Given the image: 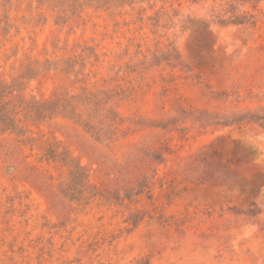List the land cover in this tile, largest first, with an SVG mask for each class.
Segmentation results:
<instances>
[{"label": "rangeland", "instance_id": "obj_1", "mask_svg": "<svg viewBox=\"0 0 264 264\" xmlns=\"http://www.w3.org/2000/svg\"><path fill=\"white\" fill-rule=\"evenodd\" d=\"M0 84V264H264V0H0Z\"/></svg>", "mask_w": 264, "mask_h": 264}, {"label": "trees", "instance_id": "obj_2", "mask_svg": "<svg viewBox=\"0 0 264 264\" xmlns=\"http://www.w3.org/2000/svg\"><path fill=\"white\" fill-rule=\"evenodd\" d=\"M246 1H252V0H246ZM1 85V84H0ZM2 90L0 91V123L4 127V129H17V122L14 116V109L10 108L9 103L10 101H5L4 98L6 96L5 94V84H2ZM64 108V107H62ZM60 110L59 104L57 102H54L52 104L45 103L42 108L37 109V115L39 117H46V114H53ZM243 118L235 119V120H242ZM50 154L53 157L61 158L62 160L66 161L68 164H70L73 169L71 170L72 175V182L71 184L64 190V193L70 197V199H81L82 195L87 191L89 188L88 186V175L85 171V169L77 164L74 163L73 159L69 157V155L65 152H62L60 154H57L56 150H50ZM155 158L160 159L161 154L156 153ZM140 186H142V182L140 183Z\"/></svg>", "mask_w": 264, "mask_h": 264}]
</instances>
